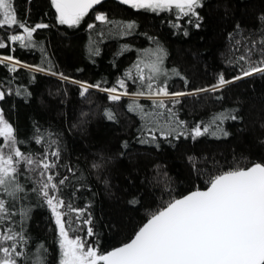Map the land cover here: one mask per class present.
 Returning <instances> with one entry per match:
<instances>
[{
  "label": "trees",
  "instance_id": "trees-1",
  "mask_svg": "<svg viewBox=\"0 0 264 264\" xmlns=\"http://www.w3.org/2000/svg\"><path fill=\"white\" fill-rule=\"evenodd\" d=\"M201 4L197 17L175 9H134L110 0L89 11L78 26H69L59 23L51 0H13L18 20L48 27L37 29L23 47L6 38L26 36L22 29L0 28V41L8 45L0 49V56L22 63L15 72L9 62L0 64V90L11 92L0 100V108L17 130L22 151H48L47 143L35 142L38 133L58 141L53 147H59L61 155L54 171L69 177L59 195L66 205L70 200L72 207L86 209L79 220L76 213L71 219L79 228L77 234L101 253L131 240L152 215L190 191L208 187L215 175L264 163V74L235 80L220 92L181 98L183 103L175 110L188 122L185 135L176 139V134L167 138L157 134L155 141L142 133L141 115L129 111L133 101L151 110V100L129 95L113 102L108 92L96 88L81 96L80 84L72 82L118 87L117 81L130 71L135 75V65L150 61L157 47L167 52L169 91L186 90L182 78L188 81L187 90L213 85L220 74L232 80L248 67L241 56L254 63L264 59V45L258 43L264 40V0H201ZM98 13L111 23L97 21ZM129 23L135 27L125 35L122 26ZM90 24L95 27L89 28ZM126 83L129 93L138 90L131 80ZM106 110L117 119H107ZM222 112L241 117L220 124L228 135H190L193 125L207 124ZM94 163L100 167L93 168ZM35 179L33 174L32 182H26L28 189ZM26 197L21 206L31 209L25 230L35 245L30 244L32 257L43 255L39 248L43 244L48 260L57 264L55 215L42 198L30 191ZM88 218L92 236L83 223Z\"/></svg>",
  "mask_w": 264,
  "mask_h": 264
},
{
  "label": "snow or ice",
  "instance_id": "snow-or-ice-1",
  "mask_svg": "<svg viewBox=\"0 0 264 264\" xmlns=\"http://www.w3.org/2000/svg\"><path fill=\"white\" fill-rule=\"evenodd\" d=\"M101 2L102 0H51L58 13L59 23L69 26H78L89 10ZM121 2L134 9L153 12L175 9L183 16L197 17L199 14L196 9L202 7L201 0ZM95 19L111 23L102 13L96 15ZM196 26L199 27V24ZM5 27L22 29L26 36L13 34L6 38L13 42L19 41L23 47L27 46L26 39L32 40L37 29L48 25L39 23L27 26L25 22L18 20L13 0H0V28ZM88 27L94 28L95 25L90 24ZM122 27L125 30L123 34L127 35L135 25L129 23ZM258 43L264 45V40ZM5 47L8 45L0 41V49ZM151 55L153 58L150 61L141 60L135 65V75L130 71L124 79L118 80V87L101 88L100 84L72 82L80 84L81 96L87 94L90 88H96L108 92L109 99L113 102H119L122 97L129 95L151 100V110L133 101L129 111H136L141 115L145 121L142 133L146 132L152 141L157 139V134L165 138L176 134V139L185 135L184 129L188 127V122L181 120L175 110L176 105L183 103L181 98H198L203 93L220 92L235 80L256 73L264 74V59L254 63L248 57L241 56L240 59L245 60L248 67L232 80H226L220 74L217 83L213 85L187 90L188 81L182 78L186 90L169 91L170 73L164 66L167 52L164 48L157 47L152 50ZM5 62L11 64L10 70L13 72L20 64L12 56L0 57V64ZM36 70L44 71L43 68ZM175 75L179 76L180 73L176 71ZM61 76L69 79L63 77V74ZM127 80L137 84L138 90L129 93ZM6 94L10 95L11 92L0 90V100H4ZM215 99L222 97L216 96ZM105 116L112 121L117 119L111 110H106ZM239 119L240 116L231 112H222L213 116L207 124L200 122L193 125L190 135L201 137L205 134L222 133L226 136L228 133L220 124L225 120ZM0 138L3 139L0 144V264H51L45 245H39L43 253L40 257L33 259L31 254L32 238L25 230V222L31 209L27 205L21 206V201L27 198L26 193L29 191L42 198L55 215L59 233L57 264H264V163H252L246 168L233 167L215 175L207 190H196L173 200L163 210L152 215L130 242L105 254L77 234L79 228L74 225L71 214L76 213V219L79 220L86 209L72 207L70 200L66 205L65 199L59 195L69 177L60 176L59 172L54 171L61 155L60 148L53 147L58 141L38 133L35 142L47 143L48 151L39 154L22 151L17 130L5 118L3 108H0ZM123 146H127V141ZM92 167L99 168L100 165L94 163ZM68 171L72 172L73 169L69 168ZM33 174L36 177L35 183L28 189L26 182H32ZM22 177L25 179L22 180ZM17 216L20 219H16ZM65 216L69 219L65 220ZM83 223L89 225L87 235L92 236L91 219H85Z\"/></svg>",
  "mask_w": 264,
  "mask_h": 264
},
{
  "label": "water",
  "instance_id": "water-1",
  "mask_svg": "<svg viewBox=\"0 0 264 264\" xmlns=\"http://www.w3.org/2000/svg\"><path fill=\"white\" fill-rule=\"evenodd\" d=\"M107 1H110V0H102V2H101L100 4L95 5V6H94L92 9H90L89 11H92V10L98 8L99 6H101L103 3L107 2ZM114 1H120V2H121V0H114ZM208 187H209V185H208ZM208 187L203 188V189H196V190L204 191V190H207ZM196 190L190 191L189 193H187V194H185V195H183V196H181V197H179V198H182V197H184V196H186V195H189V194H191L192 192H194V191H196ZM179 198H177V199H179ZM164 208H165V207H164ZM161 210H163V209H161ZM150 218H151V217H150ZM150 218H149V219H150ZM149 219H148V220H149ZM148 220H147V221H148ZM147 221H146L145 223H147ZM138 231H139V230H138ZM138 231H137V232H138ZM134 237H135V235L133 236V238H134ZM133 238H132V239H133ZM132 239H131V240H132ZM131 240H129L128 242H130ZM128 242H126V243H128ZM124 244H125V243H124ZM122 245H123V244H122ZM122 245H120V246H122ZM120 246H118V247H120ZM118 247H116V248H118ZM114 249H115V248H114ZM114 249H112V250H114ZM112 250H111V251H112ZM105 254H106V253H105Z\"/></svg>",
  "mask_w": 264,
  "mask_h": 264
},
{
  "label": "rangeland",
  "instance_id": "rangeland-1",
  "mask_svg": "<svg viewBox=\"0 0 264 264\" xmlns=\"http://www.w3.org/2000/svg\"><path fill=\"white\" fill-rule=\"evenodd\" d=\"M99 14H101V13H98L97 15H99ZM103 14V13H102ZM0 57H2V56H0ZM18 65H22V63H20V64H18Z\"/></svg>",
  "mask_w": 264,
  "mask_h": 264
}]
</instances>
